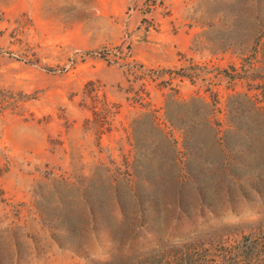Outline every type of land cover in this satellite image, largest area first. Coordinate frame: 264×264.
<instances>
[{"label": "rangeland", "instance_id": "1", "mask_svg": "<svg viewBox=\"0 0 264 264\" xmlns=\"http://www.w3.org/2000/svg\"><path fill=\"white\" fill-rule=\"evenodd\" d=\"M0 264H264V0H0Z\"/></svg>", "mask_w": 264, "mask_h": 264}]
</instances>
